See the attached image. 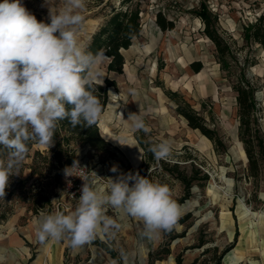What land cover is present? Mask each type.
Here are the masks:
<instances>
[{
	"label": "rangeland",
	"instance_id": "obj_1",
	"mask_svg": "<svg viewBox=\"0 0 264 264\" xmlns=\"http://www.w3.org/2000/svg\"><path fill=\"white\" fill-rule=\"evenodd\" d=\"M120 1L85 0V8L77 10L84 17L77 35L83 50ZM139 1L142 32L123 52V73L108 74L106 58L96 66L103 84L109 79L117 86L110 90L108 106L98 118L100 135L104 128L110 132L108 137L101 136L108 148L106 152L74 148L72 164L78 162L88 182L102 192L109 191L108 178L137 173L167 185L181 206L180 218L170 231L149 237L141 220L107 207L105 214L117 221L118 229L101 231L92 242L75 248L67 237L41 244L34 221L56 211L71 212L78 201H71L64 170L55 164L48 148L29 141L19 175L14 169L5 197L0 198L2 264H176L178 259L181 264H215L216 258H221V264H264V158L257 148L258 141L264 145V46L247 38L250 27L264 17V0ZM21 3L39 22L50 24L49 9L59 12L65 0ZM203 8L211 27L230 48V74L221 70L215 46L196 16ZM159 12L174 22L173 31L163 33L156 26ZM193 63L201 64L197 74ZM240 71L255 87L258 110L252 135L260 165L257 178L250 174L240 142L232 89ZM185 103L216 132L225 151H217L199 131L188 127L176 112ZM130 113L140 114L146 128L133 130L127 120ZM138 139L149 150L169 142L170 153L159 158L164 165L155 161L149 166ZM36 152L40 156L35 157ZM8 157L9 152L0 148V160L7 162ZM113 166L116 172L111 171ZM179 177L187 179L189 187ZM79 186L75 179L72 192L79 191Z\"/></svg>",
	"mask_w": 264,
	"mask_h": 264
},
{
	"label": "clouds",
	"instance_id": "obj_2",
	"mask_svg": "<svg viewBox=\"0 0 264 264\" xmlns=\"http://www.w3.org/2000/svg\"><path fill=\"white\" fill-rule=\"evenodd\" d=\"M85 6V0H65L59 12L49 9L51 22L46 24L21 0L0 2V148L9 152L7 162L0 160V198L5 197L13 170L19 175L29 141L52 145L61 121L67 119L73 128L90 127L101 114L96 93L103 79L96 66L106 57L86 52L78 44L84 17L77 10ZM127 120L133 130L146 128L140 114L130 113ZM151 151L163 158L171 145L164 141ZM76 167L74 161L64 170L65 175H72L70 170ZM111 171L117 168L113 166ZM82 180L74 210L56 211L39 221L36 236L41 244L67 237L75 248L92 242L101 231L118 229L117 221L105 214L107 207L141 220L149 237L170 231L180 218L181 206L170 188L139 173L108 178V192L94 188L87 177ZM130 181H134L131 186Z\"/></svg>",
	"mask_w": 264,
	"mask_h": 264
},
{
	"label": "trees",
	"instance_id": "obj_3",
	"mask_svg": "<svg viewBox=\"0 0 264 264\" xmlns=\"http://www.w3.org/2000/svg\"><path fill=\"white\" fill-rule=\"evenodd\" d=\"M143 14L142 5L139 0H121L119 7L115 8L108 15L104 24L92 35L90 42L85 48L86 52L103 53L108 60L106 71L108 74H122L125 65L123 52L129 50L133 42L138 39L142 32ZM196 16L204 25L205 36L213 43L216 50V58L223 72L231 73L230 59L231 51L229 46L222 40L216 31L211 27L210 16L206 13L205 8L199 10ZM155 24L161 32L173 31L175 24L173 21L167 20L162 13H157L155 16ZM247 38L256 45L264 46V17H260L257 22L247 31ZM194 73H199L201 70L200 63L191 65ZM116 83L109 79L104 80V84L97 86V95L101 102L102 111L105 112L109 103V93L111 89H116ZM236 94L237 114L240 123L241 133L240 142L247 158L250 174L253 178H257L260 172L258 157L256 156L253 127L257 125V103L255 100V87L249 81L244 71H240V75L236 77V82L232 87ZM176 94H171V97H176ZM178 115L182 116L188 127L194 131H199L202 136L208 139L216 148L217 151H225L222 140L216 132L208 129L201 117H199L191 107L185 103L184 107L176 108ZM98 120L95 125L84 127L77 125L73 128L70 122L65 119L61 121L55 131L52 145H45L51 154L55 164L60 170H65L72 164L74 160V148L88 149L92 152H106L108 144L101 137L98 127ZM140 144L144 146L148 165H153L155 161L161 163L159 158H156L152 151L138 139ZM258 153L264 158V145L262 141L257 142ZM244 154V153H243ZM244 155V157H245ZM40 156L35 153V157ZM164 165L163 163H161ZM166 167L164 166V169ZM177 168V167H175ZM64 172V171H63ZM166 172L172 174L166 169ZM186 185H190L187 179L179 177ZM207 178H204L206 181ZM189 187V186H188ZM203 246L204 243H201ZM208 252V251H205ZM216 254V250L213 251ZM221 258L215 259V264H221ZM176 264H181L180 259Z\"/></svg>",
	"mask_w": 264,
	"mask_h": 264
},
{
	"label": "built area",
	"instance_id": "obj_4",
	"mask_svg": "<svg viewBox=\"0 0 264 264\" xmlns=\"http://www.w3.org/2000/svg\"><path fill=\"white\" fill-rule=\"evenodd\" d=\"M72 166H73V164L67 168H71ZM70 171L72 174L70 176H66L65 171L63 172L64 179L68 184L67 185V193L71 195L70 196L71 201H78V199L81 195V188H82L83 183H84L82 178L87 177V175H86L85 171L83 170V168L80 166L76 167L74 169H71ZM75 179H77L79 181V184H80L79 191L72 192L73 191V183H75Z\"/></svg>",
	"mask_w": 264,
	"mask_h": 264
},
{
	"label": "crops",
	"instance_id": "obj_5",
	"mask_svg": "<svg viewBox=\"0 0 264 264\" xmlns=\"http://www.w3.org/2000/svg\"><path fill=\"white\" fill-rule=\"evenodd\" d=\"M23 216H24L23 214L18 215V216L16 217V220L19 221ZM34 220H35V219H33L32 221H34ZM35 221H36V220H35ZM35 221H34V225H35L34 230L37 232L39 222H36V223H35ZM0 250H1V248H0ZM0 264H2V263L0 262ZM18 264H20V263H18Z\"/></svg>",
	"mask_w": 264,
	"mask_h": 264
},
{
	"label": "bare ground",
	"instance_id": "obj_6",
	"mask_svg": "<svg viewBox=\"0 0 264 264\" xmlns=\"http://www.w3.org/2000/svg\"><path fill=\"white\" fill-rule=\"evenodd\" d=\"M101 125V124H100ZM101 127H102V125H101ZM99 128H100V126H99ZM110 135V132L108 131V129H106V128H104L103 129V133H102V137H108Z\"/></svg>",
	"mask_w": 264,
	"mask_h": 264
},
{
	"label": "water",
	"instance_id": "obj_7",
	"mask_svg": "<svg viewBox=\"0 0 264 264\" xmlns=\"http://www.w3.org/2000/svg\"><path fill=\"white\" fill-rule=\"evenodd\" d=\"M99 127V126H98Z\"/></svg>",
	"mask_w": 264,
	"mask_h": 264
}]
</instances>
